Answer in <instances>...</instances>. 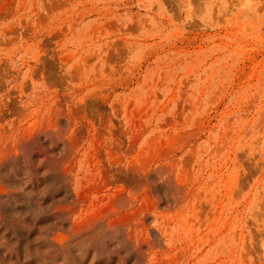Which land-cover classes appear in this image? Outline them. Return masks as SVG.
Returning <instances> with one entry per match:
<instances>
[{
	"label": "rangeland",
	"instance_id": "1",
	"mask_svg": "<svg viewBox=\"0 0 264 264\" xmlns=\"http://www.w3.org/2000/svg\"><path fill=\"white\" fill-rule=\"evenodd\" d=\"M0 199L28 264H264V0H0Z\"/></svg>",
	"mask_w": 264,
	"mask_h": 264
},
{
	"label": "bare ground",
	"instance_id": "2",
	"mask_svg": "<svg viewBox=\"0 0 264 264\" xmlns=\"http://www.w3.org/2000/svg\"><path fill=\"white\" fill-rule=\"evenodd\" d=\"M175 186H176V184H175ZM177 188L179 190H181L180 188H182V187H180V188L177 187ZM131 194H130V196H131ZM10 195L11 196H9L7 198L8 200H6L5 203H4V206H6L5 207L6 216L11 214V212H13L12 206H13V203H14V201H13L14 197L12 196V194H10ZM3 200H5V199L3 198ZM0 201H2V199H0ZM134 202H135L134 198L130 197L128 199V203L129 204H133ZM135 216H136V214H135ZM147 216H148V214H145L144 216H142L143 220L141 219L142 221H140V223H138L137 221L132 220V221H134V223H132V224L129 223L128 220H127L128 222H123L122 221L123 219L121 220L120 218H111V219L110 218H108V219L104 218L105 220L101 224L98 223L100 225V229L96 232V234H98L99 243H101L99 250L97 249L94 252H92V251H90L88 249H85V252H82V254L84 253L85 256H86V254L87 255H89V254L91 255L90 261H86V263L95 264L94 260L97 259L96 260L97 261L96 264H99V263L108 264L107 261L112 258V255L110 254L109 250H111L112 254L115 255L118 258L117 260L120 262V264H125L124 262L126 260H128V259H132V258L139 259L140 258L141 254H142L141 247L144 244L148 248L147 249L148 253H151L156 248L157 249H161L162 236H161V233L158 230L153 229V228L147 229L148 230L147 236L143 237V238L138 236V234L134 233V229L137 228L138 226H144L145 227V225H144L145 224L144 223L145 220L144 219H146ZM102 217H104V215ZM1 221H2V219L0 220V230L2 229L3 231H0V233L2 234V232H4V230H7L9 235H10V238H8V237H6V238L10 239V241H8L10 243H5L3 241L0 242V264H5L6 260H7V262L11 261L10 263H6V264H28L29 260L27 261L26 258H27V255H30V254H27L28 240H30V239H29V234L27 233V231H25L26 227L24 228V226H25L24 225V220L20 219L19 224L15 223V221L14 222H10L7 219H6V221L4 220L5 221L4 223H2L3 221L2 222ZM2 224H5L6 226L5 227L3 226V228H2ZM146 227H147V225H146ZM4 228H6V229H4ZM98 228H99V226H98ZM82 230L83 229L77 230L76 234L77 235L85 234V232L82 231ZM5 234H7V232ZM9 235L7 234V236H9ZM98 238H97V240H98ZM12 240H14L13 243H11ZM118 243L120 245H118ZM51 244L53 245V243H50V245ZM58 244L59 243H57V245ZM65 244L66 243L60 242L59 245L63 246ZM33 246H35V245H33ZM88 247H89V245H88ZM90 248H91V246H90ZM121 249L122 250L123 249L126 250L127 254H124ZM34 252H32V254H35ZM39 254H42V253H39ZM81 257H82L81 260L85 262L84 255H82ZM8 259H9V261H8ZM138 261H140V260H138ZM79 262H81V261H79ZM78 263H76V264H78ZM34 264H36V263H34ZM79 264H81V263H79Z\"/></svg>",
	"mask_w": 264,
	"mask_h": 264
}]
</instances>
